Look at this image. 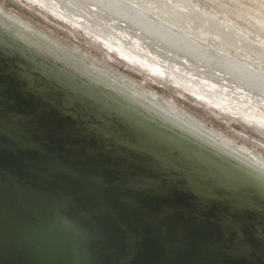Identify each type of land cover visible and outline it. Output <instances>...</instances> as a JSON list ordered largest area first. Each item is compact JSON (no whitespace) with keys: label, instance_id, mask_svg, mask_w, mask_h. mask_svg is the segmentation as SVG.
<instances>
[{"label":"water","instance_id":"1","mask_svg":"<svg viewBox=\"0 0 264 264\" xmlns=\"http://www.w3.org/2000/svg\"><path fill=\"white\" fill-rule=\"evenodd\" d=\"M0 91V264H264V175L252 166L1 25ZM37 116L73 135L42 131ZM101 148L106 162L90 175L121 188L118 209L141 211L98 219L78 191L30 166L50 154L76 169ZM119 161L157 191L121 183ZM229 219L243 223L233 243L246 239L250 255L220 244ZM100 226L110 247L97 244Z\"/></svg>","mask_w":264,"mask_h":264},{"label":"bare ground","instance_id":"2","mask_svg":"<svg viewBox=\"0 0 264 264\" xmlns=\"http://www.w3.org/2000/svg\"><path fill=\"white\" fill-rule=\"evenodd\" d=\"M46 1L55 3L63 12L79 17L82 20L79 23L87 26L90 32L110 37L106 32V28H108L117 38L118 35L114 32L118 31L126 37V39L119 37L126 46L130 48L136 46V51L142 54L145 52V56L149 60L155 59L158 66L161 67L162 61H166L169 65L172 64L179 74H186L196 80H202L204 84L218 88L222 94L226 92L233 100H242L249 106L258 108L259 112L264 114V73L257 72L260 69L254 71L250 68L251 66L236 61L229 56L231 53L229 55L224 53L226 50L222 52L220 49L216 50L218 47L211 48L204 40L208 36L214 35L219 41L227 43L231 47L243 51L260 52L263 56L264 46L258 47L260 51L256 50V44L249 38H242L235 32L232 24L219 23L212 16L213 13L209 14L203 11L204 9L200 10L192 2L187 0H134V5L126 0ZM77 9L86 13L88 17ZM157 11L163 14L162 18L158 17ZM0 25L224 149L264 175L263 158L248 147L239 145L236 141L233 142L223 134L205 126L195 116L181 109L173 99L148 92L139 88L136 81L111 74L102 66L98 67L97 61H92V58L61 46L39 33L31 25L1 9ZM214 41L216 42V40ZM248 59L246 58V60ZM128 64L136 69L130 63ZM261 70L263 71V69ZM139 71L144 73L141 69ZM158 80L160 84H164L165 88H170L165 80L159 78ZM199 85L203 87L202 83ZM200 101L207 107L211 106V103L205 99L199 98ZM212 108L217 109L211 106L210 109ZM255 143L264 148L263 143L256 140Z\"/></svg>","mask_w":264,"mask_h":264},{"label":"rangeland","instance_id":"3","mask_svg":"<svg viewBox=\"0 0 264 264\" xmlns=\"http://www.w3.org/2000/svg\"><path fill=\"white\" fill-rule=\"evenodd\" d=\"M126 1L135 5L134 0ZM187 1L198 6L200 10L204 9L203 11L209 14L213 13L212 16L219 23L232 24L236 33L241 35L242 38H249L250 41L256 44V50L260 51L258 47L264 46L262 44L264 43V0ZM0 7L2 11L31 25L32 28L49 37L50 40L69 50L81 52V54L92 58V61H97L98 67L102 66L111 74L136 81L139 88L156 93L161 97L173 99L181 109L195 116L205 126L217 131L219 134H223L233 142L236 141L239 145L248 147L264 159V148L255 143L256 140L264 144V114L259 112L258 108H253V106H249L242 100H233L226 92L222 94L218 88L206 85L202 80H196V78L186 76V74H179L178 70L166 61H162L161 67L158 66L155 59L149 60L145 56V52L142 54L136 51V46L132 48L126 46L124 41L119 38L126 39V37L118 31L114 32L118 35L117 38L112 34V30H108V28H106V32L110 37H103L92 31L90 32L87 26L79 23L82 22L79 17L63 12L53 2L46 0H0ZM79 12L88 17L86 13ZM156 14L160 18L163 16L158 11ZM204 41L211 48L214 47L213 49L218 47L216 50L220 49L222 52L226 50L224 53L228 55L231 53L230 57L240 63L243 62L249 65V67L251 66L250 68L254 71L260 69L257 72L264 73V60H262L264 56L260 52L243 51L231 47V45L219 41L214 35L208 36ZM239 54L242 56L239 57ZM246 58H249V61ZM127 62L136 69L132 68ZM138 68L143 70L144 73H141L140 69L137 70ZM158 78L165 80L170 88H165L164 84H160ZM200 83L203 84V87H200ZM198 97L205 99L208 103H211L212 107L219 110L210 109L211 106L207 107L201 101L199 102Z\"/></svg>","mask_w":264,"mask_h":264},{"label":"snow or ice","instance_id":"4","mask_svg":"<svg viewBox=\"0 0 264 264\" xmlns=\"http://www.w3.org/2000/svg\"><path fill=\"white\" fill-rule=\"evenodd\" d=\"M3 92L0 91V96ZM38 127L42 131L58 136L62 140L72 136L71 132H59L54 126L47 123L42 117H35ZM69 147L71 148V141H69ZM106 149L101 148L96 151L89 152L90 159L87 161H79V167L76 169L70 167H64L61 163L52 155L44 154L39 157L36 161L31 163V169L35 176L43 180L55 181L60 180L70 185L74 190L78 191L84 200L89 204L91 209L94 211L95 216L98 219H113L115 220L119 212L124 211H141L134 203L130 202L126 207L118 209L115 205L114 196L117 195L121 188H111L104 185L103 180L97 175H90L93 168L102 166L106 162ZM99 152V158L97 153ZM77 157L78 152H73ZM119 175L121 177V183H133L138 185L137 188L144 194H153L157 191V188L151 184L145 185L142 182H138L135 179H127L128 176L134 177V173L131 172V165L119 161ZM2 172V169H0ZM122 176L125 178L122 179ZM120 183V184H121ZM3 213L0 211V220H2ZM244 225L240 220L229 219L225 222L224 238L220 242L221 245H229V251L238 255H250L251 250L249 248L246 239L241 238L233 243V237L237 234L243 233ZM95 239L101 249L110 247L116 237L109 234L102 226L98 227ZM261 243H264V232L259 236ZM134 247V241L129 240V250L131 251ZM212 247H217L213 243ZM4 250V243L2 236H0V252Z\"/></svg>","mask_w":264,"mask_h":264}]
</instances>
